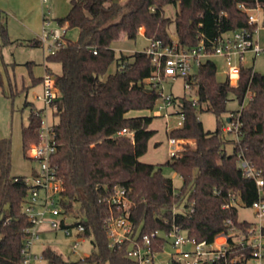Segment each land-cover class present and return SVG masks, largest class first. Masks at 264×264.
Returning a JSON list of instances; mask_svg holds the SVG:
<instances>
[{
	"label": "trees",
	"instance_id": "trees-1",
	"mask_svg": "<svg viewBox=\"0 0 264 264\" xmlns=\"http://www.w3.org/2000/svg\"><path fill=\"white\" fill-rule=\"evenodd\" d=\"M240 3L247 8L259 4L264 10V0H71L68 13L58 21L66 30L77 28L78 37L70 40L65 35L63 45L45 57L47 71H51L49 63L61 66V72L54 74L58 97L52 110L57 118L53 160L65 185L62 204L85 225L84 235L95 250L68 261L46 248L43 255L49 264H135L128 256V242L118 248L109 246L106 217L110 209L101 198L118 188L128 191L129 218L140 234L169 230L176 223L189 236L211 241L234 225H247L238 218V206L231 199L237 196L248 207L258 197L255 180L244 176L239 166V152L264 175V73L242 65L233 85L228 79L218 81L211 58L203 62L190 77L197 98L181 97L183 124L168 132L170 137L192 139L194 145H185L179 155L154 164L140 157L157 132L150 127L155 116L128 113L154 108L160 94L148 88L147 79L155 67L145 49L117 56L112 47L121 37L135 39L141 29L149 41L171 43L168 27L173 21L182 46L192 47L201 40L210 46L224 32L256 26ZM169 4L177 7L174 17L165 12ZM0 29L7 36L5 25ZM39 42L35 39L32 44ZM113 62L116 69L109 72ZM30 70L32 85L41 83L42 76L35 77ZM231 95L240 109H228ZM25 105L31 106L28 124L22 129L23 147L28 149L38 141L41 117L32 102ZM199 111H210L219 120L224 114L233 118L239 113V142L225 137L221 120L214 130L206 129ZM124 128L131 134L121 133ZM230 142L232 152L226 148ZM163 165L182 177L178 192L173 179L163 174ZM11 167V140L0 138V264H23L21 248L31 224L22 210L28 186L26 175H12ZM159 237L157 250L165 241Z\"/></svg>",
	"mask_w": 264,
	"mask_h": 264
},
{
	"label": "built area",
	"instance_id": "built-area-1",
	"mask_svg": "<svg viewBox=\"0 0 264 264\" xmlns=\"http://www.w3.org/2000/svg\"><path fill=\"white\" fill-rule=\"evenodd\" d=\"M239 7L248 12L249 22L256 26L224 32L210 46H206L203 40L192 47L182 46L178 40L168 44L161 40L150 41L145 52L151 57L155 68L152 76L147 79V85L150 89L156 88L160 94L154 106L156 116L166 115L170 105L179 103L172 95H164L161 82L165 78L182 77L185 80V87L193 88L191 75L207 59L219 55L227 62V79L230 83L232 81L237 83L244 55L250 52L255 58L264 52L263 8L259 4L255 8H247L243 3H240ZM260 13L263 17L262 27L259 26ZM46 25H49V21ZM66 31V25H63L45 32L39 40L47 43L51 37L52 42L49 44V49L50 53H55L65 42ZM54 80V74L46 70L40 83L43 86V94L36 95V98L43 104V107L34 110L35 114L41 117V124L38 141L31 143L28 152L30 158L38 161L39 169L29 178L26 176L28 193L22 210L31 224L25 229L24 245L21 248L23 264H39L45 260L43 252L38 254L34 250V244L40 238L43 225L50 230H62L67 235L73 236L75 238L72 244L74 250H77L88 238L84 235L85 225L62 204L65 185L53 160L57 150L54 122L48 121L45 113L47 108L53 110L54 102L58 97ZM180 114L182 120L178 122V127L182 126L184 119V114ZM240 126L241 121L237 113L230 118V122H227L223 130L234 133L236 141L239 142ZM121 133L131 134L126 128L121 130ZM169 146L171 156L180 154L182 150L180 139L170 137ZM238 156L243 175L254 179L258 187L257 199L248 206L254 211V219L246 220L245 227L234 225L229 232L222 231L211 241L198 240L189 236L176 223H173L169 230H155L151 233L140 234V229L129 218L132 202L128 191L125 188H118L101 198L110 209L106 217L109 246L118 248L128 242V256L134 260L135 264H162L158 260V254L168 241L173 247L169 264H264V175L260 169L254 168L243 151L239 152ZM231 201L237 206L241 203L237 196L232 197ZM227 223L231 224L232 220L228 219ZM159 236L165 240L161 250L155 248V240L159 239Z\"/></svg>",
	"mask_w": 264,
	"mask_h": 264
},
{
	"label": "rangeland",
	"instance_id": "rangeland-1",
	"mask_svg": "<svg viewBox=\"0 0 264 264\" xmlns=\"http://www.w3.org/2000/svg\"><path fill=\"white\" fill-rule=\"evenodd\" d=\"M71 6V0H0V25H5L7 36L1 33L0 29V68L3 79V87H0V138H9L12 148V175H26L28 178L38 171L39 163L29 156L28 149L23 147L22 129L29 121L31 111L30 105H25L26 101L32 102L34 110L43 107L40 100L36 98L37 94H43V86L40 83L32 85L31 70L35 77L42 76L46 73L45 57L50 53V43L52 38L49 37L47 43L39 42L33 45L36 39H41L45 32L63 26L59 23L58 18L65 16ZM176 8L174 5H166L165 12L167 15L174 17ZM259 26L262 27V13L259 14ZM49 21V25L46 23ZM135 39L121 37L112 42V47L116 50V55L121 53H132L142 51L150 44L149 39L141 33ZM168 31L173 39L177 40L175 22L173 21ZM263 31V30H262ZM66 37L70 40H76L78 29L70 28L66 31ZM211 59L216 63V77L218 81L227 79V62L225 58L214 55ZM30 63V64H29ZM241 63L246 67H253L254 70L264 73V52L254 58V54L246 53ZM52 74L61 72V66L58 63H49ZM116 69V63L113 62L109 67V72ZM185 80L182 77L165 78L161 82L164 95L170 94L176 98L177 103L181 97L188 99L197 98L196 88L185 87ZM233 85L236 83L232 81ZM251 93L248 94L250 97ZM227 102L230 110L241 108L239 101L233 96ZM153 109L131 110L129 116L153 115L152 128L157 132L149 140L148 149L140 159L144 162L163 164L171 155L169 152L168 132L178 127V122L182 120L179 113L178 104L170 105L166 115L156 116ZM47 119L55 122L57 118L53 115L52 109L47 108L45 111ZM227 114H224L220 120L223 126L227 124ZM199 118L204 127L214 130L219 123L216 115L210 111H199ZM219 120V121H218ZM227 139H235V134L225 132ZM182 149L185 145H194V141L188 138H179ZM228 152H232L233 144L230 142L226 146ZM163 174L173 179L175 191L178 192L182 186V177L175 172L170 166H162ZM238 218L240 220H253L254 211L252 208L238 204ZM75 238L67 235L62 230H50L46 225L42 226L40 238L34 244V250L41 254L44 249L51 248L61 254L65 260L77 261L95 250L90 238L74 250L72 244ZM173 247L168 241L164 249L159 252L158 260L162 264H169L170 253ZM39 264H49L46 260Z\"/></svg>",
	"mask_w": 264,
	"mask_h": 264
},
{
	"label": "crops",
	"instance_id": "crops-1",
	"mask_svg": "<svg viewBox=\"0 0 264 264\" xmlns=\"http://www.w3.org/2000/svg\"><path fill=\"white\" fill-rule=\"evenodd\" d=\"M141 33L142 34H144V32L143 31H141ZM133 53V52H132ZM132 53H125V54H132ZM46 66V65H45ZM227 118H229V117H227ZM152 126V123H151V125H150V127ZM152 128V127H151Z\"/></svg>",
	"mask_w": 264,
	"mask_h": 264
},
{
	"label": "water",
	"instance_id": "water-1",
	"mask_svg": "<svg viewBox=\"0 0 264 264\" xmlns=\"http://www.w3.org/2000/svg\"><path fill=\"white\" fill-rule=\"evenodd\" d=\"M114 1H118V0H114ZM227 122H230V118H227Z\"/></svg>",
	"mask_w": 264,
	"mask_h": 264
}]
</instances>
